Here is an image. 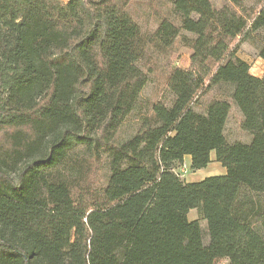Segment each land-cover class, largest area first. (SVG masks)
I'll return each mask as SVG.
<instances>
[{"label":"trees","instance_id":"trees-1","mask_svg":"<svg viewBox=\"0 0 264 264\" xmlns=\"http://www.w3.org/2000/svg\"><path fill=\"white\" fill-rule=\"evenodd\" d=\"M130 1L0 0V264H264V74L231 49L264 36V0L257 11L173 0L177 21L148 36ZM178 38L190 55L169 66V103L115 143L147 83L149 46L166 54ZM223 87L249 143L225 138L226 98L192 106ZM212 152L223 174L180 179L185 157L195 171Z\"/></svg>","mask_w":264,"mask_h":264},{"label":"rangeland","instance_id":"rangeland-1","mask_svg":"<svg viewBox=\"0 0 264 264\" xmlns=\"http://www.w3.org/2000/svg\"><path fill=\"white\" fill-rule=\"evenodd\" d=\"M216 7L229 6V0H210ZM246 7L257 11L262 6L261 0H243ZM173 0H131L127 6V10L132 18L140 25L145 36L150 35L157 24L163 17H168L173 21H177L173 9ZM264 44V36L262 31H257L245 36L238 37L231 44V49L236 50V55L245 60L250 65V73L255 76H262L264 74V60L259 57L258 50ZM150 61L147 63L149 69L147 71V83L141 92L138 102L132 112L126 117L121 127L119 128L114 142H120L130 135H132L139 127L141 117L143 115H150L151 105L155 102L162 101L165 104L169 103L171 95L166 89V77L169 71V66H186L190 50L183 47L180 39H176L172 48L166 54H161L156 51L153 46L148 49ZM230 88H213L210 90L200 91L195 97L192 106L195 110L202 111L204 106L211 98H223L230 102V111L227 117L224 135L229 141H241L249 143L251 135L241 129L240 122L242 115L229 97ZM76 154H82V149H77ZM210 162L206 167L198 170H191L189 168V157L184 159L182 165L177 166V174L184 182H195L202 180L208 176L219 175L225 172V169L214 160V153H211ZM108 156L103 154V160L100 165V184L103 186L108 176ZM189 220H199L200 226L203 230L204 240L207 242L205 221H202L197 209H192L188 212ZM214 264H227L226 259H218Z\"/></svg>","mask_w":264,"mask_h":264},{"label":"crops","instance_id":"crops-1","mask_svg":"<svg viewBox=\"0 0 264 264\" xmlns=\"http://www.w3.org/2000/svg\"><path fill=\"white\" fill-rule=\"evenodd\" d=\"M63 1H67V0H63ZM185 158H187V157H185ZM223 173H224V172H223ZM223 173H222V174H223Z\"/></svg>","mask_w":264,"mask_h":264}]
</instances>
